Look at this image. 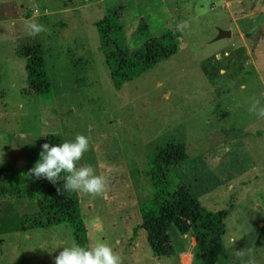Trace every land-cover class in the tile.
I'll use <instances>...</instances> for the list:
<instances>
[{
    "label": "rangeland",
    "instance_id": "obj_1",
    "mask_svg": "<svg viewBox=\"0 0 264 264\" xmlns=\"http://www.w3.org/2000/svg\"><path fill=\"white\" fill-rule=\"evenodd\" d=\"M119 6L118 41L135 51L180 31L179 50L117 89L95 23ZM118 8V7H117ZM49 31L30 35L27 22ZM264 0H0V170L28 177L40 140L91 137L81 163L108 182L105 197L77 192L87 241H106L122 264H202L191 233L170 228L174 254L155 256L141 227L152 194L147 175L158 147L182 144L172 177L209 211L229 209L222 244L230 264H264ZM220 30L230 36L216 39ZM42 46L51 90L27 95L16 49ZM19 214L35 207L1 198ZM74 244L67 227L0 236V264H55ZM184 257V259H183ZM183 260V261H182ZM183 262V263H182Z\"/></svg>",
    "mask_w": 264,
    "mask_h": 264
},
{
    "label": "trees",
    "instance_id": "obj_2",
    "mask_svg": "<svg viewBox=\"0 0 264 264\" xmlns=\"http://www.w3.org/2000/svg\"><path fill=\"white\" fill-rule=\"evenodd\" d=\"M118 7V8H117ZM108 9L106 15L95 23L99 50L114 86L139 77L145 70L174 55L180 46V31L173 28L158 36L145 40L135 51H128L118 41L122 30L119 24V6ZM44 50L37 40L29 39L16 49V56L25 61L27 95L48 94L50 82L45 71ZM59 144L61 139L48 135L40 140ZM186 148L182 144H167L158 147L149 161L147 175L152 194L141 207V227L147 234L152 253L160 257H171L174 248L169 236L170 228L181 234L191 233L202 264H230L222 244L225 234L224 221L229 209L209 211L205 209L182 182L172 177V170L186 159ZM40 160V153H39ZM64 173L61 181L64 183ZM33 203V212L19 214L13 203H0V236L11 233H30L41 229L67 227L74 244L87 241V229L81 218L77 192H57V186L46 179L34 176L23 177L15 169L0 170V197L16 199L17 196Z\"/></svg>",
    "mask_w": 264,
    "mask_h": 264
},
{
    "label": "clouds",
    "instance_id": "obj_3",
    "mask_svg": "<svg viewBox=\"0 0 264 264\" xmlns=\"http://www.w3.org/2000/svg\"><path fill=\"white\" fill-rule=\"evenodd\" d=\"M26 27L30 35H38L49 30L41 24L29 21ZM256 101L250 112L264 118V107H258ZM91 137L77 134L74 140H65L59 144L44 143L41 145L40 160L28 171L29 176L46 179L57 192H80L93 197H105L109 182L104 175H97L95 169L81 163L84 154L90 150ZM64 173L62 185L61 174ZM55 264H122V257L112 245L98 240L94 245L80 246L73 244L63 247L55 257Z\"/></svg>",
    "mask_w": 264,
    "mask_h": 264
},
{
    "label": "water",
    "instance_id": "obj_4",
    "mask_svg": "<svg viewBox=\"0 0 264 264\" xmlns=\"http://www.w3.org/2000/svg\"><path fill=\"white\" fill-rule=\"evenodd\" d=\"M261 32L264 30V25L261 27ZM231 34H230V31H223V30H220L219 32V35L217 36L216 39H220V38H226V37H229Z\"/></svg>",
    "mask_w": 264,
    "mask_h": 264
},
{
    "label": "crops",
    "instance_id": "obj_5",
    "mask_svg": "<svg viewBox=\"0 0 264 264\" xmlns=\"http://www.w3.org/2000/svg\"><path fill=\"white\" fill-rule=\"evenodd\" d=\"M183 259H184V257H183ZM183 261V260H182ZM183 263V262H182Z\"/></svg>",
    "mask_w": 264,
    "mask_h": 264
}]
</instances>
